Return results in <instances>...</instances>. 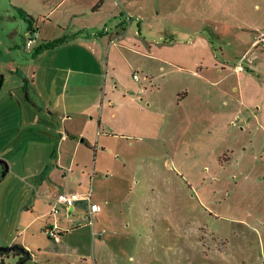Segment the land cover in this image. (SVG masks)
Wrapping results in <instances>:
<instances>
[{
    "label": "rangeland",
    "instance_id": "1",
    "mask_svg": "<svg viewBox=\"0 0 264 264\" xmlns=\"http://www.w3.org/2000/svg\"><path fill=\"white\" fill-rule=\"evenodd\" d=\"M55 4L0 0V159L8 164L6 170L0 162V246L28 242L33 254L21 264H264V45H253L264 32V0H157L164 21L183 19L186 11L207 16V34L227 62L215 86L232 94L235 85L243 87L246 103L223 95L215 103L182 106L172 100V84L160 92L143 77L146 58L138 53L140 80L127 66L120 70L128 86L138 85L143 127L133 143L111 139L107 152L98 155L93 178L87 174L81 192L91 191L93 222L85 216L88 201L79 200L84 207L65 216L60 241L44 230L34 236L22 231L40 198V171L50 157L42 125L46 112L35 121L39 110L27 94L36 45L27 48L26 34L30 23L39 36L41 29L72 34L55 26L58 18L74 20L65 5L52 11ZM58 53V60L68 61ZM238 63L246 71L237 83L235 73L225 74ZM108 67L106 75L105 63L92 62L96 73L89 77L88 95L110 81ZM74 76L69 80L61 70L47 74L54 95L65 84L70 107L88 98L73 95ZM40 208L48 209L46 203ZM18 259L0 253V264Z\"/></svg>",
    "mask_w": 264,
    "mask_h": 264
},
{
    "label": "crops",
    "instance_id": "2",
    "mask_svg": "<svg viewBox=\"0 0 264 264\" xmlns=\"http://www.w3.org/2000/svg\"><path fill=\"white\" fill-rule=\"evenodd\" d=\"M47 1L56 3L52 11L65 5L66 13L74 20L68 22L58 18L55 21L56 27L63 31L70 29L72 34L65 42L36 54L31 64L28 99L37 107V112L39 110L35 121L39 122L42 110L46 112L42 125L47 132L45 142L50 150V157L40 171L44 175L39 183L40 198L35 199V208L22 227V231L31 232V236L38 230H44L48 235L46 227L49 223H56L63 232L62 229L66 228L62 223L66 217L76 208L84 207V203L79 201L74 207H65L66 213L62 218L60 213L51 216L48 213L50 197L56 193L51 191L67 189L87 193L81 192L88 179L86 176L89 174L90 179L93 178L98 155L102 151L107 152L111 139L125 138L133 143L132 137L138 135L139 127H143L141 122L138 123V85L134 81L135 85L128 86L120 70V67L127 66L130 73L138 72V53L146 58L140 68L143 77H147L152 87L156 86L160 92L172 84V100H177L182 106L200 101L215 103L223 95H229L235 104H245L247 101L243 87L239 91L240 86L235 85L236 94H232L227 89L215 86L219 84L216 77L227 70V62L207 34L210 24L207 16L198 18L191 11H186L183 19L164 21L157 0L155 7L153 0H104L99 6L96 5L100 0ZM169 11L173 16L174 11ZM128 16L130 23L126 21ZM95 19L101 20L97 22ZM46 24L47 21L43 22V27ZM132 24L135 31H131ZM101 25L102 28L97 31ZM167 27V36H162L161 31ZM213 32L221 36L219 32ZM40 33L36 46L62 36L60 30L48 34L41 29ZM114 38H118V42H112ZM58 52L64 54L68 61L58 60ZM89 60L91 66L92 62L105 63L106 75L111 65L110 81L106 78L102 88L98 91L94 89L92 95H88L91 87L87 84L91 80L89 77L96 72L89 66ZM54 70L64 71L69 80L75 72L73 95L86 93L88 98L70 107L64 91L65 84L60 94L54 95L55 91L47 87L48 71ZM247 70H251V67L248 66ZM245 71L246 67L238 63L231 74L225 75L235 73L238 83L240 74ZM43 203H46L47 211H41L40 205ZM20 244L31 249L28 242Z\"/></svg>",
    "mask_w": 264,
    "mask_h": 264
},
{
    "label": "built area",
    "instance_id": "3",
    "mask_svg": "<svg viewBox=\"0 0 264 264\" xmlns=\"http://www.w3.org/2000/svg\"><path fill=\"white\" fill-rule=\"evenodd\" d=\"M130 20L131 18L130 16H128L126 18L127 23H130ZM26 36H27V42H26L27 48L33 47V45L36 44L39 38L38 27L31 26L27 31ZM112 42L114 43L118 42V38H114ZM256 44L264 45V32H262L260 37L256 40ZM133 76L137 80H140L141 78L138 72H134ZM50 198H51V203L48 213L51 216H57L59 213H61L62 205L66 208H71L74 207L79 200H87L88 210L86 212V215L90 219V221L93 222V216L96 215V211L93 208L91 202V191L87 193H80L77 191H70L65 189L60 192L54 193ZM71 214L72 212L70 213V215ZM46 232L55 241H60L62 234L60 228L56 223L55 224L49 223L46 227Z\"/></svg>",
    "mask_w": 264,
    "mask_h": 264
},
{
    "label": "trees",
    "instance_id": "4",
    "mask_svg": "<svg viewBox=\"0 0 264 264\" xmlns=\"http://www.w3.org/2000/svg\"><path fill=\"white\" fill-rule=\"evenodd\" d=\"M103 1L104 0H100L99 3L96 6L101 5ZM31 26H32V23H30L29 27H31ZM68 38L69 37H67V36L66 37L61 36V37L55 38L53 40L42 42L40 45L35 47L34 54L36 55V54H39L40 52H42V51H44L46 49L53 48V47L65 42ZM62 233L63 232L61 231V234ZM0 253L2 255H9V254L12 253L15 256H18L19 259L17 260L16 264H20L21 262H23V261H25V260H27V259L32 257L31 252L28 249H26L20 243H15V244L11 245L8 250L0 251ZM3 264H5V263L3 262Z\"/></svg>",
    "mask_w": 264,
    "mask_h": 264
},
{
    "label": "water",
    "instance_id": "5",
    "mask_svg": "<svg viewBox=\"0 0 264 264\" xmlns=\"http://www.w3.org/2000/svg\"><path fill=\"white\" fill-rule=\"evenodd\" d=\"M0 86H1V83H0ZM0 162L4 163L5 164V169L7 170L8 169V164L6 161L0 159ZM71 213V212H70ZM11 245H8V246H0V251H6L10 248ZM22 263V262H21ZM20 263V264H21Z\"/></svg>",
    "mask_w": 264,
    "mask_h": 264
}]
</instances>
